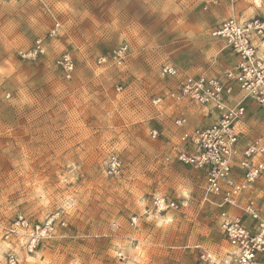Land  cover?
Listing matches in <instances>:
<instances>
[{"label": "rangeland", "instance_id": "1", "mask_svg": "<svg viewBox=\"0 0 264 264\" xmlns=\"http://www.w3.org/2000/svg\"><path fill=\"white\" fill-rule=\"evenodd\" d=\"M233 16L264 19V0H0V223L24 215L31 224L19 240L0 231V264L10 251L20 264H196V245L224 255L220 208L206 199L203 172L165 160L180 109L191 127L210 119L190 104L151 100L185 75L218 76L234 64L211 36ZM39 38L46 54L24 58ZM124 44L123 65L98 63ZM65 53L70 79L56 64ZM167 63L180 77L161 75ZM261 116L247 122L245 142L264 135ZM112 155L122 162L118 177L106 172ZM154 195L179 208L156 213ZM249 196L264 213V175ZM57 213L65 225L29 251L33 226Z\"/></svg>", "mask_w": 264, "mask_h": 264}, {"label": "built area", "instance_id": "2", "mask_svg": "<svg viewBox=\"0 0 264 264\" xmlns=\"http://www.w3.org/2000/svg\"><path fill=\"white\" fill-rule=\"evenodd\" d=\"M58 27L56 23L50 37L57 33ZM211 36L225 43L234 55V64L218 76L185 75L176 88L154 97L151 102L158 108L168 102L190 104L210 119L205 125L191 127L186 112L180 109L172 120L174 128L179 130L178 141L165 157L168 162L176 161L202 171L206 199L211 202L209 197L217 198L213 203L220 208V228L229 249L220 256L196 245L199 252L196 264H264V213L259 202L249 196L254 184L264 175V135L245 142L241 129L247 99L255 101L264 112V19L243 21L233 16L214 27ZM46 52V45L39 38L20 54L35 59ZM127 56L128 45L124 44L110 58L100 57L98 63L119 66L126 62ZM56 64L66 78L72 77L74 62L68 53L58 57ZM161 75L180 77V70L167 63L162 66ZM150 133L153 138L160 135L157 129ZM106 172L114 177L121 175L122 162L118 156L108 159ZM178 208L179 203L166 196L152 197V209L156 213ZM57 224L65 225L59 213L42 225L33 226L25 247L33 251L40 239L55 232ZM25 229H31V224L24 215H19L12 226L0 223L5 240H19L23 236L21 230ZM4 264H20L14 251L8 252Z\"/></svg>", "mask_w": 264, "mask_h": 264}, {"label": "crops", "instance_id": "3", "mask_svg": "<svg viewBox=\"0 0 264 264\" xmlns=\"http://www.w3.org/2000/svg\"><path fill=\"white\" fill-rule=\"evenodd\" d=\"M245 104H246L247 113H246V116H245L244 121L242 123L241 129L243 130V132L245 134H247V131H248L247 122L251 123V122H253L254 118L263 117V116H261V113L263 111L259 108L258 104L253 100L247 99ZM242 200H243V198H242Z\"/></svg>", "mask_w": 264, "mask_h": 264}, {"label": "bare ground", "instance_id": "4", "mask_svg": "<svg viewBox=\"0 0 264 264\" xmlns=\"http://www.w3.org/2000/svg\"><path fill=\"white\" fill-rule=\"evenodd\" d=\"M167 221H170V219H168Z\"/></svg>", "mask_w": 264, "mask_h": 264}]
</instances>
